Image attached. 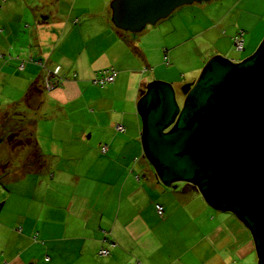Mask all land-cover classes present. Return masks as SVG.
Returning <instances> with one entry per match:
<instances>
[{
	"label": "crops",
	"instance_id": "1",
	"mask_svg": "<svg viewBox=\"0 0 264 264\" xmlns=\"http://www.w3.org/2000/svg\"><path fill=\"white\" fill-rule=\"evenodd\" d=\"M90 1L0 2L5 3L0 12L6 10L3 23L9 28L5 44L14 35L26 46L19 55L0 62L4 76L18 82V97L0 104V127L6 135L31 134L39 160L31 169L28 150L14 149L20 154L14 166L18 175L0 178V264H75L85 257L100 260L95 264H257L252 233L232 211L210 208L198 191L160 186L142 152L136 102L151 80L167 81L173 92L195 81L215 54L239 62L216 47L204 54L202 48L215 42L203 35L228 23V36L241 30L244 40L262 22L264 12H256L264 8V0H247L252 4L240 6L231 22L216 14L214 27L206 25L205 10L200 8H186L179 17L164 19L155 28L163 39H178L177 46L188 30L201 50L192 78L177 75L173 80L164 76L168 70L161 61L149 66L141 37L110 24L109 0H98L94 13ZM183 19L187 24L180 25ZM263 37L264 33L259 40ZM56 67L61 83L44 91L42 81ZM109 67L115 73L113 82L103 88L93 84L94 74ZM32 87L36 90L30 91ZM11 106L17 109L10 114ZM117 125L123 132L115 130ZM28 180L38 187L33 197L17 188ZM156 205L162 207L161 216ZM75 231L81 236L75 237ZM187 240L190 245L185 248ZM201 242L211 247L209 257L217 255L219 260H198ZM101 248L108 256L96 258ZM185 252L191 260H181ZM251 253L255 260H243Z\"/></svg>",
	"mask_w": 264,
	"mask_h": 264
},
{
	"label": "water",
	"instance_id": "2",
	"mask_svg": "<svg viewBox=\"0 0 264 264\" xmlns=\"http://www.w3.org/2000/svg\"><path fill=\"white\" fill-rule=\"evenodd\" d=\"M210 0H110L109 22L136 36L182 6ZM147 82L136 102L142 152L165 186L183 183L214 210H230L250 229L264 264V37L233 63L210 57L197 79L180 87Z\"/></svg>",
	"mask_w": 264,
	"mask_h": 264
},
{
	"label": "rangeland",
	"instance_id": "3",
	"mask_svg": "<svg viewBox=\"0 0 264 264\" xmlns=\"http://www.w3.org/2000/svg\"><path fill=\"white\" fill-rule=\"evenodd\" d=\"M15 1L19 2L20 0H15ZM108 3H107V6H108ZM250 4L252 3L247 0H210L207 3H200V4L194 3L193 5H190L189 7H185V6L179 7L175 9L167 19L171 20L172 18L179 17L180 14L186 10V8H192V9L200 8V10H205L204 14L206 15L205 17L208 20L206 25L210 24L211 27L212 26L214 27L215 22H211V21H215L218 19V17L215 16L216 14H219L221 16L220 13H222L224 16L227 17L226 20L228 22H231V19L234 20L236 15L239 14L238 10L240 6H247ZM0 5L2 7L3 5H5V3H0ZM90 7L93 8V9H90L92 10V13L96 12L97 10L96 8L98 7V0H91ZM180 8H184V9H180ZM209 8H213V11H210ZM263 12H264V8H259L256 13L257 15L260 13L261 15ZM5 13H6V10L1 9V12H0V42L2 43L0 44V59L3 61L0 60V62H4V63L5 61H8L10 57L12 58L13 54L19 55L18 52H20V49L22 47H26L22 45L21 40L17 41L14 35L11 36V39L9 42L10 44L9 45L7 43L5 44V42H7L6 37L8 35V29H9L8 25L6 23L5 24L3 23V20H6L7 18ZM261 21L263 23L261 22L260 24L255 26L251 31H249L248 34L246 33L244 37V41H243L242 51L240 52L234 51L233 45L231 42V37L228 36L229 32H227L228 23H225L223 26H221V28H218V29L214 28V29L208 30L207 33H204L203 35L204 38H208L209 40L215 43H211L210 46H207V48L203 47L202 52H204L205 54V52L211 51V49L216 47L217 51L225 53V56L229 54L230 55L229 57H232L233 59L237 61H241L242 59L250 55L259 45V42L261 41L259 40V37H261L262 34L264 33V16ZM162 22H165V20L159 21L156 26L155 24L154 25L148 24L144 27L142 32L137 34V37L139 36L141 37V40H144V42L140 44L143 46L144 49L147 48L145 50V54L147 56V60L150 61L149 66L155 65L156 63L161 61V63H164L163 68H166L168 70V73L166 75L164 74L165 77H169L173 80L174 78H176L177 75H181L184 77V79H191L193 76L191 71L193 69H196V67H198V64H199L198 55L201 50L196 49L197 47L196 45L198 44V42H196L195 39L193 40L190 39L192 38V36L189 35L188 33L189 31L186 30L188 28L187 26L182 27L186 31L185 32L183 31L182 40L179 43V45L177 46L174 45L175 41H177L178 39H175V38L173 39L171 37L163 39L164 37L158 34V32L155 30V28H158L162 24ZM183 23L187 24V20L186 19L181 20L180 25H182ZM154 30L156 31V33L152 32ZM163 42H165V46L163 44V47H162L161 43ZM4 74H5L4 71H0V104L2 102H6L7 99L18 97L17 96L18 95V92H17L18 82L17 81H13V83L10 82L11 78L4 76ZM177 91L179 93L181 92L179 88L177 89ZM13 107H16L17 109V106H11L9 109L6 107L10 114L16 111L13 109ZM9 123L10 124L14 123L13 119H9ZM12 128L15 129L14 126ZM3 134L4 132L2 133V131H0V136L2 138H5V134L4 135ZM5 149L7 150V152H5L6 151ZM9 149L10 148H8V145H6V143L5 145L3 142L0 143V159H6L4 163H1L0 165H4V166L6 164L9 165L7 169L2 168V166H0V178L2 177L3 174L9 175L13 173V176L18 175L19 170H15L17 169L15 167H17L18 165L17 163L19 161L20 154L17 151H14V150L12 151ZM22 149H26V148H22ZM142 157L144 158V156ZM2 170L3 172L1 173ZM68 171L72 172L74 170H68ZM29 178H32V177H29ZM22 183L24 184V186L22 187L17 186L18 191L20 193L22 192L27 193V195H30L31 197L36 195V192L38 191V187L34 180H28ZM160 186H163L164 188H168V186H165L163 184H161ZM173 186H177V190H178L177 192H182L184 185L181 182H177L173 184ZM43 187H44V183L42 184V188ZM202 228L205 229L204 224H202ZM203 229L201 230L203 231ZM74 236L78 237V236H81V234L75 231ZM186 245H185V248H187L190 245V242H188V240L186 242ZM200 247L203 252H201L200 254V259L197 257L198 260H202V259L203 260H219L217 255H213V257H209L212 254L210 246H206L204 242H201ZM73 252H75V250H73ZM186 252H185V255H183L181 260H191L190 254H187L186 256ZM71 256L72 255H70L68 259H71L70 258ZM98 257L103 258L107 256L98 255V250H97L96 258ZM86 259L87 257H85L81 263L76 262L75 264H95L96 261L100 262V260H86ZM255 259H256V254L251 253V255H247L243 260H255ZM62 260H65V256H62ZM232 260H239V259L233 258ZM238 264H240V262Z\"/></svg>",
	"mask_w": 264,
	"mask_h": 264
},
{
	"label": "built area",
	"instance_id": "4",
	"mask_svg": "<svg viewBox=\"0 0 264 264\" xmlns=\"http://www.w3.org/2000/svg\"><path fill=\"white\" fill-rule=\"evenodd\" d=\"M243 31L238 30L232 37H231V42L233 45V49L236 52H240L243 50ZM58 70L59 68L56 67L55 70L53 71H49L47 72V77L44 78V80L42 81V89L44 91H51L53 89H55L56 87H58L61 83L62 77L58 76ZM114 71L111 67L109 68H105L102 70H99L98 72H96L92 78V83L99 86V87H104L107 85H110L113 80H114ZM115 130L117 132H123V127L120 125L115 126ZM105 148L101 147V152H104ZM155 211L156 213L161 216L162 214V207L159 205L155 206ZM98 255L100 256H106L108 255L107 250L105 249H99L98 251Z\"/></svg>",
	"mask_w": 264,
	"mask_h": 264
},
{
	"label": "trees",
	"instance_id": "5",
	"mask_svg": "<svg viewBox=\"0 0 264 264\" xmlns=\"http://www.w3.org/2000/svg\"><path fill=\"white\" fill-rule=\"evenodd\" d=\"M34 89L35 88L32 87V88H30V91H34ZM0 124H1V122H0ZM1 127H0V131H2V133H3L5 131V129L1 128ZM0 142L6 143V145H8V148H10L9 150H14V149H18V148H26L28 150V156L32 160L31 164L33 167L31 169H34V167H36L37 163L35 164V162L39 161L38 159H36L38 156V153L36 150V145L34 143V140L31 137V134H25L23 136H19L18 131H15L14 133L11 131L7 135L5 134V138H2L0 136ZM106 256H108V255H106Z\"/></svg>",
	"mask_w": 264,
	"mask_h": 264
},
{
	"label": "flooded vegetation",
	"instance_id": "6",
	"mask_svg": "<svg viewBox=\"0 0 264 264\" xmlns=\"http://www.w3.org/2000/svg\"><path fill=\"white\" fill-rule=\"evenodd\" d=\"M183 84H185V83H183ZM183 84H181V86ZM181 86H179V89H180ZM174 95H175V99H176L177 103L178 102L180 103L183 100V98H184V96L182 95V93L181 92L179 93L177 90H175Z\"/></svg>",
	"mask_w": 264,
	"mask_h": 264
}]
</instances>
